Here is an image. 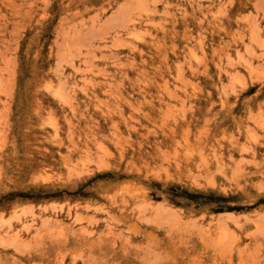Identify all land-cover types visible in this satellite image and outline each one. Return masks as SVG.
<instances>
[{"label": "rangeland", "instance_id": "obj_1", "mask_svg": "<svg viewBox=\"0 0 264 264\" xmlns=\"http://www.w3.org/2000/svg\"><path fill=\"white\" fill-rule=\"evenodd\" d=\"M0 264H264V0H0Z\"/></svg>", "mask_w": 264, "mask_h": 264}]
</instances>
